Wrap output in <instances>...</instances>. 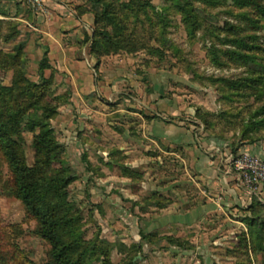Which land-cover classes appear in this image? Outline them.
<instances>
[{
	"label": "rangeland",
	"instance_id": "1",
	"mask_svg": "<svg viewBox=\"0 0 264 264\" xmlns=\"http://www.w3.org/2000/svg\"><path fill=\"white\" fill-rule=\"evenodd\" d=\"M59 1L84 25L65 38L72 64L89 69L81 84L55 52L41 79L47 47L34 17L50 8L19 0L0 5V87L19 95L12 110L22 112L28 166L42 120L58 145L54 167L68 166L63 214L82 243L67 263L264 264V0ZM105 3L112 22L101 18ZM102 29L123 49L95 55ZM245 156L259 169H238ZM203 173L229 187L221 214L200 224L202 213L187 209L215 191ZM11 179L3 158L0 264H56Z\"/></svg>",
	"mask_w": 264,
	"mask_h": 264
},
{
	"label": "trees",
	"instance_id": "2",
	"mask_svg": "<svg viewBox=\"0 0 264 264\" xmlns=\"http://www.w3.org/2000/svg\"><path fill=\"white\" fill-rule=\"evenodd\" d=\"M98 1L96 2L97 6ZM236 2L243 4V1L240 0H236ZM110 8L105 3L104 11L101 13V18L108 22L113 20ZM96 34L91 47L95 55L109 54L123 49L121 41L108 30L102 29ZM49 67L47 48V53L40 65L42 80H46L45 71ZM14 92V86L0 87V101L6 104L7 99L11 97L14 102L10 108L6 105L4 110H0V162L3 158L6 160L16 194L25 204L28 212L37 220L40 226L39 233L51 245L50 255L53 261L56 264H69L71 262L69 258H73V255L80 250L82 239L75 235L77 228L71 227L63 214L66 208L62 204L65 193L62 191L61 184L68 166L65 165L64 167L62 162L58 168L54 167L55 162L51 160V152L58 145L53 141V129L45 120L37 123L39 133L35 136L34 141L37 157L34 166H28L23 148L18 141V139L21 141L19 127L22 125L20 120L22 112H19L18 109L17 112L12 110L13 107L17 108V102L20 101L19 95ZM33 104L35 105V103ZM33 104L28 106L31 107ZM34 124L32 126H35ZM78 262L76 260L72 264ZM130 264L133 263L130 262Z\"/></svg>",
	"mask_w": 264,
	"mask_h": 264
},
{
	"label": "crops",
	"instance_id": "3",
	"mask_svg": "<svg viewBox=\"0 0 264 264\" xmlns=\"http://www.w3.org/2000/svg\"><path fill=\"white\" fill-rule=\"evenodd\" d=\"M59 0H46V5L50 8L48 10V13L45 17L39 16V17H34L36 19H38L40 21L39 23V27L37 29H39L40 34L43 36L42 37V43L48 48V53L49 56L52 58V53H57V55H60V59H56L55 60V65H57V68L59 70H67V68H63L62 69V65L67 64V62L73 66V55H74V50L71 48L70 44H66L67 43L65 41V38H67V36H76V32L78 31L79 27H83L84 25L81 23V21L73 14L74 11H72L70 9L69 6H63L61 5L60 1L56 2ZM13 2L15 5L19 4V0H0V5L1 4H7ZM82 21L85 19L84 16L81 17ZM76 65L73 66V69H77L78 72H80V75H83L82 77H78L75 78L73 80L74 82L79 81L80 84L82 82V78H84V73H87L89 71V69L87 68V66L85 64H81L83 67L78 66L79 62L75 61ZM78 63V64H77ZM63 65V66H64ZM69 65V66H70ZM76 80V81H75ZM78 88V89H77ZM81 88H79L77 85L75 87V90L79 91ZM240 152H247V153H257V149H253V147L250 146H244L242 148L239 149ZM203 176H206L208 178H210L212 186L211 189L215 190V191H219L220 187L218 188L216 185L221 186V192L219 191L217 195H215L213 192L215 191H210L208 192H204V196H200L202 197V200L200 202V200L198 201L199 198L195 199L193 201V203L189 206V208L187 210H198L199 212L202 213L201 218H196L198 221L200 222L201 219V223L200 224H204V222L207 219H211L212 216H209V214H213V216H215L219 210V215L221 214L220 212L222 210H224V206H225V202H223L224 196V190L226 191L227 188L229 186L225 185V181L223 182L222 180H215L214 179V175L211 173H203ZM227 193V192H226ZM206 198V199H205ZM175 208V210H179V206L175 205V207H173V209ZM181 209H183V207L181 206ZM190 210V211H191ZM213 210V211H212ZM212 212V213H211ZM186 213V212H183ZM182 215V214H181ZM184 216V215H183ZM184 217H182L181 219H176L177 223L180 224V222ZM186 223V222H185ZM188 223V222H187ZM199 224V223H198Z\"/></svg>",
	"mask_w": 264,
	"mask_h": 264
},
{
	"label": "built area",
	"instance_id": "4",
	"mask_svg": "<svg viewBox=\"0 0 264 264\" xmlns=\"http://www.w3.org/2000/svg\"><path fill=\"white\" fill-rule=\"evenodd\" d=\"M23 2H24V4H27L33 11H35V9L36 10H39V9H43V0H22ZM36 12V11H35ZM252 159V158H251ZM250 158H248V157H244V158H241V160H239L237 163V168L239 169V168H242L243 169V167L241 166V164H243V163H249L250 165H255L256 166V170L257 169H259L257 166L259 165L258 164V162L257 161H255V160H251ZM263 166V165H262ZM250 168H251V166H250ZM260 171H261V176H263L264 175V168H262V169H259ZM252 171L255 173L256 172V174H255V176H254V179L256 180V179H259L260 177L258 176V173H257V171H255V170H253L252 169ZM251 178H252V175H251ZM261 179H262V177H261Z\"/></svg>",
	"mask_w": 264,
	"mask_h": 264
}]
</instances>
